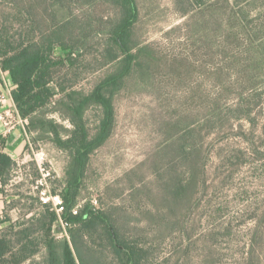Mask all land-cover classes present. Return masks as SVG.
<instances>
[{
    "label": "trees",
    "instance_id": "16d2710c",
    "mask_svg": "<svg viewBox=\"0 0 264 264\" xmlns=\"http://www.w3.org/2000/svg\"><path fill=\"white\" fill-rule=\"evenodd\" d=\"M173 1L183 16L188 14L178 27L187 28V40L197 45L202 37L209 36L207 42H213L219 35L217 26L238 42L226 52H231L228 56L232 57V64H241L247 73L237 75L240 86L242 79L247 78L245 87L250 85L252 91L249 95L243 92L234 109H230L235 110L236 117L251 119L253 102L260 96L255 91L264 70V0ZM140 20V0H0V71L9 74L12 99L28 121L25 136L29 131L36 133L37 138H48L71 157L66 186L52 193L62 198L61 211L40 196L42 186L35 182L42 175L36 166L33 182L37 196L15 192L20 199L13 206L20 205L26 216L31 215L23 222L10 223L0 232V264H147L150 260L151 251L142 231L130 225L135 221L132 212L118 205L85 204L74 209L92 155L115 130L118 94L155 86L157 75L163 69L177 74L184 70L180 69L184 61L179 62L178 57L169 56L159 46L142 40L138 29ZM87 46L94 47L95 58L100 54V68L105 71L91 89L84 90L68 84L67 80H77L78 73L73 70L79 58L85 56L82 50ZM56 48L65 54L57 56ZM215 73L214 81H221V73ZM194 94L199 97L200 89ZM220 99L216 95L215 107L200 105V115L190 112L191 120L178 138L171 134L176 127L166 123V135L171 138L165 153H158L154 160L156 192L142 186L151 208L141 214L145 227L153 229L156 239H166L183 228L191 233L187 240L192 238L194 229L186 227V220L198 203L201 187L207 184L204 146L209 130L222 127L219 120L222 122L225 115ZM92 107L99 110V119L93 127L87 120V112ZM53 112L65 114L72 127L64 128L52 117ZM184 120L179 118L177 125ZM7 143L8 136L0 132V195L5 194L18 168L17 161L6 150ZM29 146L26 140L25 149L29 150ZM140 190L141 187L132 186L134 205L137 197L134 193ZM59 222L65 224V238L54 235V226ZM195 225L194 220L191 228ZM83 250L88 261L83 257ZM39 252L45 259L36 263L33 258Z\"/></svg>",
    "mask_w": 264,
    "mask_h": 264
},
{
    "label": "rangeland",
    "instance_id": "374dc122",
    "mask_svg": "<svg viewBox=\"0 0 264 264\" xmlns=\"http://www.w3.org/2000/svg\"><path fill=\"white\" fill-rule=\"evenodd\" d=\"M140 4L138 29L142 40L159 46L169 56L178 57L179 62L184 61L180 66L184 70L177 74L171 69H163L157 75L155 86L118 94L115 130L92 155L74 209L85 204L96 207L118 205L132 212L135 221L130 225L134 227V224L137 231H142L151 251L147 264H264V70L255 91L260 96L253 102L252 118L236 117L235 103L243 92L249 95L252 91L250 85L245 87L247 78L242 79L240 86L237 75L247 73L243 72L241 64L233 65L232 57L228 56L231 52H226L238 42L224 28L216 26L219 35L213 42H207L209 36L205 34L207 38L202 37L196 45L193 40H187L186 27L178 28L188 14L183 16L173 0H140ZM205 29L209 32L206 24ZM82 53L85 56L79 58L73 70L78 73L77 80L70 78L67 82L75 88L89 90L105 68H100V54L95 58L94 47L87 46ZM55 54L64 55L65 52L56 48ZM215 72L221 73V81H214L217 78ZM69 76L73 77L72 74ZM0 83H3L0 85L1 98L8 95L13 84L9 74L3 71H0ZM198 88L199 97L194 94ZM216 95L221 96L220 105L225 117L222 122L219 120L220 130L217 126L218 129L213 128L206 134L207 184L201 187L196 208L192 207L186 220V227L194 229L192 238L187 240L191 233L183 228L166 239H156L153 229L145 227L141 214L151 208L142 186L157 189L154 160L158 153H165L168 138H171L166 135V123L176 127L171 130L174 137L182 136L191 120L189 113L200 115L198 107L202 104L203 108L215 107ZM51 115L64 128L72 127L65 114L53 112ZM182 117L185 120L179 121V126L177 121ZM98 119L99 110L92 107L87 112V120L93 127ZM27 123L26 120L25 128ZM27 134L25 141L11 144L18 168L6 186L5 194L0 195V199L6 201L3 209L0 206V232L10 223L23 222L31 215L26 216L25 209L20 205L13 206V202L20 199L15 195L17 191L26 196H37L35 183L42 186L40 196L43 195L44 201H51L54 207H59L58 211L63 209L60 205L64 206L62 198L52 193L62 191L66 186V172L71 160L69 152L48 138H37L36 133L29 131ZM26 140L30 143L29 150L24 148ZM35 166L40 169L42 178L34 183ZM133 169L132 174L126 175ZM132 186L141 187L134 193L137 195L135 205L130 192ZM6 218L11 221L3 222ZM194 220L196 225L191 228ZM53 231L59 238L66 237L63 222L55 224ZM42 254L39 252L33 260L36 263L44 261ZM82 254L88 261L84 250ZM248 254L250 260H246Z\"/></svg>",
    "mask_w": 264,
    "mask_h": 264
},
{
    "label": "built area",
    "instance_id": "2783aa9c",
    "mask_svg": "<svg viewBox=\"0 0 264 264\" xmlns=\"http://www.w3.org/2000/svg\"><path fill=\"white\" fill-rule=\"evenodd\" d=\"M11 91L12 90H9L7 96L4 94L0 98V126L3 125L4 127L2 128L1 126L0 131L2 134L6 136L9 135L14 129V127L17 125L21 126L25 133L26 119L22 117V115L19 113L15 105V102L12 99ZM26 136L28 137L27 134ZM41 158L43 159V157ZM40 169L44 170V168L41 165H40ZM58 210L60 209L58 208Z\"/></svg>",
    "mask_w": 264,
    "mask_h": 264
},
{
    "label": "crops",
    "instance_id": "0c3cea01",
    "mask_svg": "<svg viewBox=\"0 0 264 264\" xmlns=\"http://www.w3.org/2000/svg\"><path fill=\"white\" fill-rule=\"evenodd\" d=\"M8 136V143H7V152L15 159L13 153H12V148H11V144H13V142L15 143H19L22 139L25 141V133H24V130L22 129L21 126L17 125L14 127V129L12 130V132L7 135ZM12 137V138H11ZM25 146V144H24ZM25 148V147H24ZM24 152V149L22 151V153ZM21 153V154H22ZM16 160V159H15ZM0 206H1V209L4 208V201L2 199H0Z\"/></svg>",
    "mask_w": 264,
    "mask_h": 264
}]
</instances>
